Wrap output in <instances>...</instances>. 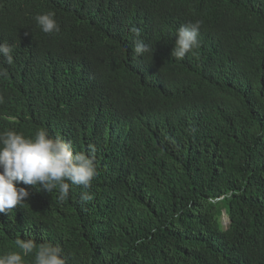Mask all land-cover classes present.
I'll list each match as a JSON object with an SVG mask.
<instances>
[{
  "label": "trees",
  "instance_id": "1",
  "mask_svg": "<svg viewBox=\"0 0 264 264\" xmlns=\"http://www.w3.org/2000/svg\"><path fill=\"white\" fill-rule=\"evenodd\" d=\"M197 20L199 46L171 57ZM5 42L0 132L94 145L96 175L63 201L16 185L0 255L31 239L66 264H264V0H0Z\"/></svg>",
  "mask_w": 264,
  "mask_h": 264
},
{
  "label": "clouds",
  "instance_id": "2",
  "mask_svg": "<svg viewBox=\"0 0 264 264\" xmlns=\"http://www.w3.org/2000/svg\"><path fill=\"white\" fill-rule=\"evenodd\" d=\"M53 12L38 14L34 20L45 34L58 33L59 25ZM202 21L197 20L180 26L175 33L171 57L182 60L186 54L199 46V30ZM134 53L137 58L152 54L154 49L141 39V30L132 28ZM0 56L8 64L13 62L12 48L0 43ZM6 69L0 68V76H6ZM2 102V97H0ZM96 175L95 146L89 145L87 152H74L71 142L53 138L46 129L35 132L33 137H25L13 130L0 132V214L8 212L24 203L29 192L24 187L33 186L47 193L58 189V199L67 198L70 186H91ZM90 197L85 192L81 201ZM19 252L0 255V264H24L23 257L34 252V264H66L61 249L51 244L37 245L31 239L15 241Z\"/></svg>",
  "mask_w": 264,
  "mask_h": 264
},
{
  "label": "rangeland",
  "instance_id": "3",
  "mask_svg": "<svg viewBox=\"0 0 264 264\" xmlns=\"http://www.w3.org/2000/svg\"><path fill=\"white\" fill-rule=\"evenodd\" d=\"M223 219H224V221H226V217L225 216H223Z\"/></svg>",
  "mask_w": 264,
  "mask_h": 264
}]
</instances>
